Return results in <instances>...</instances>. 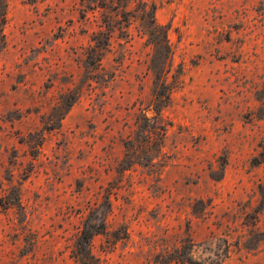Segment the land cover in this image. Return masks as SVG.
Instances as JSON below:
<instances>
[{"label":"rangeland","instance_id":"rangeland-1","mask_svg":"<svg viewBox=\"0 0 264 264\" xmlns=\"http://www.w3.org/2000/svg\"><path fill=\"white\" fill-rule=\"evenodd\" d=\"M150 10L169 59L149 45ZM3 13L0 264H76L92 234L97 264H264V0H0Z\"/></svg>","mask_w":264,"mask_h":264},{"label":"trees","instance_id":"trees-1","mask_svg":"<svg viewBox=\"0 0 264 264\" xmlns=\"http://www.w3.org/2000/svg\"><path fill=\"white\" fill-rule=\"evenodd\" d=\"M146 12V10H144ZM150 18V24L152 26L153 30V37L155 40L149 41V45L153 46L154 49L158 50V52L165 57V59L170 58V48L168 45L167 37H166V30L164 27H161L157 25L154 21L153 17V10H150L149 13H147ZM4 13L2 14L1 24L4 23ZM2 36V35H1ZM160 38L157 40V38ZM157 40V41H156ZM170 64L167 62H163L162 64H159L155 69H153V75H154V94H155V103L154 107L152 108L153 116V122H154V135L156 136L157 140V154L159 155L161 152V148L163 145V140L165 137L166 127L167 123L164 122V119L162 117V111L166 109L169 105V94L171 90V86L167 83V74L169 73ZM146 120V118H145ZM93 236L90 235L87 239V243H85V247L81 248L79 258V263L76 262V264H97V261L94 259V257L89 252V240Z\"/></svg>","mask_w":264,"mask_h":264}]
</instances>
